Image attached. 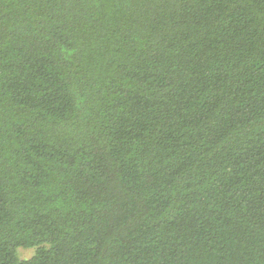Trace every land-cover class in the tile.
<instances>
[{
  "label": "trees",
  "instance_id": "1",
  "mask_svg": "<svg viewBox=\"0 0 264 264\" xmlns=\"http://www.w3.org/2000/svg\"><path fill=\"white\" fill-rule=\"evenodd\" d=\"M0 264H264V0H0Z\"/></svg>",
  "mask_w": 264,
  "mask_h": 264
},
{
  "label": "rangeland",
  "instance_id": "2",
  "mask_svg": "<svg viewBox=\"0 0 264 264\" xmlns=\"http://www.w3.org/2000/svg\"><path fill=\"white\" fill-rule=\"evenodd\" d=\"M34 248H18V256L20 258H29L33 254Z\"/></svg>",
  "mask_w": 264,
  "mask_h": 264
}]
</instances>
